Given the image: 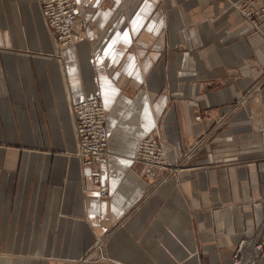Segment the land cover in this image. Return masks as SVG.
I'll return each mask as SVG.
<instances>
[{"label": "crops", "instance_id": "1", "mask_svg": "<svg viewBox=\"0 0 264 264\" xmlns=\"http://www.w3.org/2000/svg\"><path fill=\"white\" fill-rule=\"evenodd\" d=\"M236 1L79 0L62 66L37 0H0V264H232L261 227L264 264V143L250 125L264 82L217 126L258 87L232 75L240 59L264 71V36H247ZM84 98L107 109L104 200L75 155L68 105ZM152 130L170 164L198 145L188 176L154 188L133 170Z\"/></svg>", "mask_w": 264, "mask_h": 264}, {"label": "built area", "instance_id": "2", "mask_svg": "<svg viewBox=\"0 0 264 264\" xmlns=\"http://www.w3.org/2000/svg\"><path fill=\"white\" fill-rule=\"evenodd\" d=\"M255 2L256 0H238L234 7L250 8ZM37 3L40 16L60 50L74 48V27L81 10L79 0H37ZM244 14L250 16L248 12ZM68 113L75 132V155L79 158L81 166L90 173L99 197L104 200L108 196L105 180L109 156L105 104L98 98L71 101ZM132 163L142 170L143 176L149 181H157L161 174L171 168L156 131L152 130L137 143ZM261 253L262 244L258 235L250 240L241 239L233 252L232 264H257Z\"/></svg>", "mask_w": 264, "mask_h": 264}, {"label": "rangeland", "instance_id": "3", "mask_svg": "<svg viewBox=\"0 0 264 264\" xmlns=\"http://www.w3.org/2000/svg\"><path fill=\"white\" fill-rule=\"evenodd\" d=\"M237 2H238V0L232 4V9L241 20H243L244 22H246L249 25V29L247 30V36L251 37V36L256 35V34H260V35L264 36V4H263L264 1L262 2V0H256L255 4L250 6V8H245L244 6H239L238 8H235L234 5ZM245 12H248L250 14V16L248 17L247 15H245L244 14ZM21 17L23 20L22 12H21ZM4 25L6 27V24H4ZM5 31L0 30V38H4V36H5L4 32ZM49 34L51 36L50 38H51V41L53 43L54 49H57V50H55V56H53V58L56 61H60L61 65L63 66L64 60H62V58H64V55L61 54L62 51L60 50L59 46H57V44L54 41L50 32H49ZM4 43H5V41H4ZM0 49H4V48L0 47ZM23 53L24 52H22V54ZM58 57H61V58H58ZM49 58H50V56H49ZM240 60L243 61V65L237 71L238 73H234V74L230 73L228 75V79H231L232 75H234V76L237 75L240 79H243V78L248 76V78L250 80H255V82L257 84L256 86H258V87L254 88V89L250 88V89L246 90L245 92H243L241 94V99L239 100V103L234 104V105L233 104L232 105H224L223 108H225L227 110V116L224 117L223 120L219 121L217 126L223 125V122L227 118H229L231 116V114H233L235 112L243 113L245 110H247L248 109L247 104L249 102V101H247V99H249V98L254 99L255 98L256 102H258V96L262 95V93L260 94V91L262 90V88H260V87L264 82V71H262V72L258 71V72H256V74L251 75L248 70L251 67V65L253 63H255L254 58L251 56V57L241 58ZM250 107H252L251 109L256 114H261L264 111L263 105H260L259 103L252 104V105H250ZM201 118H202V116H201V114H199V111H196L195 112V118H194L195 121L200 122ZM258 119H259V117H256L254 121L253 120L250 121V125L251 124H253V126L256 125V126H254L255 132H253L254 137L252 136V139L255 140L254 141L255 143L262 144V143H264V121L258 120ZM247 123H249L248 120H241L240 121V124H241L240 127L242 128V127L246 126ZM239 139L240 140L238 142L240 143L241 148H243V145H247L249 143V142H245L247 137H244L242 134H241ZM197 147H198V145L195 146V148L193 150H191L190 152L182 153L181 158L179 157V159L174 164L169 163L171 165V168H168V170L165 173L161 174L158 178H161V176H162V179L157 180V181L147 180L143 176L142 170L139 167L134 166L133 163H132V168L134 171L135 170L139 171L141 176L144 179H146L147 182L151 183L150 185L153 184V187L155 188V187H158L159 185H161L164 181H166L167 178L177 180V179L183 177L186 173H187V175H185V176H188L189 172L185 173L182 171L186 170V169H191V168L187 167V163L190 160V158L193 156V152L195 149H197ZM108 155H109V153H108ZM169 169H171L170 173H169ZM106 170H107V165H106ZM261 229H262V227L257 229V231L255 232V235H254V237L256 235L259 236V241H260ZM0 254H3V253L1 252ZM89 257H90V255L86 259H88Z\"/></svg>", "mask_w": 264, "mask_h": 264}, {"label": "bare ground", "instance_id": "4", "mask_svg": "<svg viewBox=\"0 0 264 264\" xmlns=\"http://www.w3.org/2000/svg\"><path fill=\"white\" fill-rule=\"evenodd\" d=\"M66 49H72V48H69V47H68V48H64V49H62L61 51L66 50Z\"/></svg>", "mask_w": 264, "mask_h": 264}, {"label": "snow or ice", "instance_id": "5", "mask_svg": "<svg viewBox=\"0 0 264 264\" xmlns=\"http://www.w3.org/2000/svg\"><path fill=\"white\" fill-rule=\"evenodd\" d=\"M125 42H127V40H125Z\"/></svg>", "mask_w": 264, "mask_h": 264}]
</instances>
